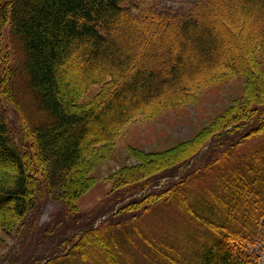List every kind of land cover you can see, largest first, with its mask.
I'll return each mask as SVG.
<instances>
[{
    "label": "trees",
    "instance_id": "obj_1",
    "mask_svg": "<svg viewBox=\"0 0 264 264\" xmlns=\"http://www.w3.org/2000/svg\"><path fill=\"white\" fill-rule=\"evenodd\" d=\"M166 1L0 0L9 51L0 40V230L15 223L22 230L42 187L71 226L91 188V145L104 156L116 131L145 110L188 105L201 83L225 76L260 84L253 91L245 80L234 109L216 116L208 132H194L190 152L171 167L172 155H164L144 163L161 164L157 173L142 164L117 176L110 191L123 187L102 213L111 214L109 225L88 222L55 251L21 264H122L110 248L123 236L138 264H261L264 71L252 59L264 47V0ZM96 84L102 90L78 105ZM3 104L16 113L18 130ZM155 207L169 215L160 230L130 238L114 230ZM182 231L191 242L173 241ZM92 237L100 258L87 255Z\"/></svg>",
    "mask_w": 264,
    "mask_h": 264
},
{
    "label": "rangeland",
    "instance_id": "obj_2",
    "mask_svg": "<svg viewBox=\"0 0 264 264\" xmlns=\"http://www.w3.org/2000/svg\"><path fill=\"white\" fill-rule=\"evenodd\" d=\"M186 1L190 0H168L164 5L179 7L182 4L180 2ZM0 26V40L2 41L4 53L6 54L7 52L9 53L8 49H5L7 43V25H4L0 21ZM255 54L252 59L256 63L255 67L258 68V71H264V47ZM2 60L3 58L1 57V63ZM245 80L246 84L251 88L254 86L253 91L255 90L256 83L258 84V88L260 86L258 82H254L248 76L245 77L243 75L233 77L225 76L222 80L219 82L216 81L215 83L209 82L208 80L200 84L201 86L191 99L192 102H186L188 105H179V107L172 109L158 106L153 111L147 109L141 115L124 124L116 131L110 143L107 144L108 149L104 156L100 157L98 154L100 149L98 147L99 145H91L90 159L92 160V165L89 172L91 188L78 201V215L75 216H79V219L77 221L71 219V226H65V219L69 220L68 215L62 212L60 202L49 197L42 187L40 189L43 193L42 197L41 195L39 196V201L36 199V203L38 201L37 211L34 215L28 217L22 230L17 227L16 223L1 228L0 264H21L27 260L29 261L34 254H50L56 250L57 244L61 242L65 235L73 233L78 228L88 227L90 225H94V227L109 225L111 222V214L108 213L102 217V213L107 207L111 206L116 193L123 187L116 186L113 191H110L112 189L111 182L124 172L127 173L129 169L139 168L148 158L163 159L164 155H172V158L169 159L170 164L166 167H171V162L176 161L177 163L189 151L190 146H192V143L188 140L194 132H208L210 128L214 127L215 124L213 121L216 116L228 108V110L234 109V106L232 108L231 106L235 99L243 94ZM100 90H102V86L99 84L89 86L80 95L77 104H87ZM7 105L3 104V108L5 107L10 127L18 130V122H15V120L17 121L16 113L10 112L11 109L9 110V107H6ZM226 115L224 113L221 116ZM15 138L19 139V136L17 137L16 135ZM177 155L178 157H173ZM144 165L147 166V164ZM160 165L159 163L158 165L149 164L147 167H149L150 173L154 171L157 173L162 169ZM138 183L136 181L132 187ZM179 196L180 200L182 195L179 194ZM125 202L126 200L122 203H116L114 208L119 205L122 206ZM235 208L238 209L239 205ZM143 213L136 218V221L128 225L115 227L114 230L120 232L125 229L128 231L125 236L128 238L136 237L134 235L136 230H141L139 234L153 232L155 228L160 230L164 225V221H161L169 217L168 212L159 207ZM240 215L235 214L232 219L235 221V217ZM108 217L110 218L108 219ZM88 222L90 225H88ZM85 223L86 225H84ZM185 234V231L175 233V239L173 241L180 242V245H184L188 243L189 238V242H191V238L194 236L187 234V238ZM97 239L98 237H92L87 242V255L89 257L97 256L100 258L101 256ZM124 240L126 238L123 236L121 243L115 242L113 247L110 248L112 249L110 250L111 253L116 258L118 257L123 262L122 264H138L134 255L124 251ZM106 248H109V245L106 244ZM139 248H142V246L140 245ZM181 255L179 254V256ZM154 262L155 264L159 263L158 260H154ZM87 263L85 261L75 260L74 264ZM261 264H264V248Z\"/></svg>",
    "mask_w": 264,
    "mask_h": 264
}]
</instances>
